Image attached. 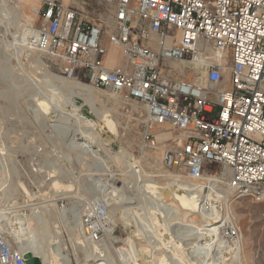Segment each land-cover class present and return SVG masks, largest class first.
I'll return each mask as SVG.
<instances>
[{
	"label": "built area",
	"instance_id": "2783aa9c",
	"mask_svg": "<svg viewBox=\"0 0 264 264\" xmlns=\"http://www.w3.org/2000/svg\"><path fill=\"white\" fill-rule=\"evenodd\" d=\"M35 1L33 49L59 59L65 79L80 77L93 89L143 105L145 147L156 146L154 127L179 133L176 145L161 154L170 180L199 183L205 165L214 164L219 170L205 174L209 183L234 197L264 201V0ZM95 3L109 8L106 35ZM110 49L120 53V67L106 65ZM167 62L192 69L194 83L168 79ZM13 214L6 224L18 228L31 215ZM108 215L103 200L71 217L90 243L105 246ZM220 225L226 245L237 243L239 228L230 221ZM18 245L0 229V264H25Z\"/></svg>",
	"mask_w": 264,
	"mask_h": 264
},
{
	"label": "rangeland",
	"instance_id": "374dc122",
	"mask_svg": "<svg viewBox=\"0 0 264 264\" xmlns=\"http://www.w3.org/2000/svg\"><path fill=\"white\" fill-rule=\"evenodd\" d=\"M37 8L33 0H0V212L18 216L19 213H31L24 208L29 205L37 204L43 208L38 222H30L27 226L23 224L19 228L8 224L20 237L21 244L18 246L28 249L40 259L41 264H63L65 257L69 264H98L103 260L95 262V257L84 250L81 244L83 230L78 231L79 221L71 214L79 216L88 204L106 200L112 195L111 182L106 183L109 175L119 182L130 181L131 177L126 165L117 161L110 162L107 171H103L102 163L95 160L96 157L89 151L106 148L107 151L127 152L132 159L130 156L125 158L137 167V173L141 174L142 168L146 178L160 180L159 184H164L170 180L172 173L162 168L161 154L166 149H172L176 145L173 140L179 141L180 135L167 127H154L152 133L156 137V146L145 147L146 113L143 105L97 89H94V96L89 97L81 85H87L83 78L65 79L59 59L35 51L33 38L30 40L28 37V28L36 25ZM93 8V14H100L107 27L104 29L106 35L111 28V14H107L108 19L105 14L109 8L98 3ZM114 54L118 56V52ZM163 72L168 79L194 83V72L182 64L167 62L163 64ZM102 112L113 120L116 131L109 130L97 118V114ZM76 117L94 124L99 140L89 139L84 128L75 122ZM74 136L77 138L72 139ZM82 145L87 148L81 149ZM218 170L214 164L204 167L205 174H217ZM205 174L199 181L203 185L200 205L205 207L204 214L220 215L218 225L223 221L224 225L232 222L240 230V239L227 246L221 228L214 238L205 240V246L212 247L208 251V257L212 259L207 257L201 262L186 260L184 263L171 261L169 264H264V201L234 197L215 183H209ZM132 189L133 193L138 190ZM151 195H147V199L150 198L145 203L147 206H151ZM172 201L166 198L161 203L166 207L171 206ZM109 210L115 220L112 235L116 240L111 246L105 238L104 255L112 263L120 264L117 250L124 246L123 240L133 234L136 225L131 219L133 226H126V218L122 217L125 214L119 213L115 204L109 206ZM148 216V220L137 218L136 224L142 222L145 226L147 223L146 227L151 229L144 228L143 231L152 232L156 240L161 239L164 244L168 240L167 234L164 231L156 234V228H152L157 224L156 214L148 213ZM182 216L185 223L190 219L201 222L196 214L182 213ZM138 238V251L149 257L148 254L153 251ZM159 248L155 254L162 252Z\"/></svg>",
	"mask_w": 264,
	"mask_h": 264
},
{
	"label": "bare ground",
	"instance_id": "6f19581e",
	"mask_svg": "<svg viewBox=\"0 0 264 264\" xmlns=\"http://www.w3.org/2000/svg\"><path fill=\"white\" fill-rule=\"evenodd\" d=\"M33 1L36 2L35 0H33ZM109 21L110 20H108V22ZM29 28H28V34H29L28 37L31 40L32 38L34 39L33 36H34L35 30L33 29V27L31 25ZM24 39H25V37H24ZM19 50L21 52V49H19ZM24 50H25V48H24ZM78 84H81V83H78ZM81 85L85 87L84 90L86 92V95H88L89 97L94 96V94L96 93V90H94L93 88H91L87 85H84V84H81ZM97 118L101 122H103L105 124V126L108 127L109 130H112V132L117 130V128L114 125L113 120L110 119V117L108 116L107 113H105V112L98 113ZM75 122L77 123V125L84 128L85 132L84 131L83 132L85 133V135L89 139L99 140L98 133L95 131L94 124H91L90 122L85 121L83 119H79L77 117L75 118ZM76 138L77 137L74 136V138H72V139H76ZM177 143H179V142H177ZM81 147H82L81 149H83V150L85 148H87L85 145H82ZM89 153L96 157L95 160H99L102 163V166L104 168L103 171H107L108 164L110 162L117 161V162H120V163L126 165L125 168L128 169L127 173H129V175L131 177L130 181L123 180L122 182H119L118 180H116V178L114 179L113 176L109 175L110 179H107V181H106V183L111 182L110 187L112 188L111 191L109 190L110 194L112 193V195H109V197H106V200H105L107 202L108 206L115 204L119 209L118 210L119 213L125 214L122 217L126 218L124 221L126 226H128V227L133 226V222H135V225H136V227L133 229V234H131L130 236H128L126 239L123 240L124 246H122L120 248V250H117L119 253V255L117 256V260H119L120 264H122V263L123 264H169V263H171V261H178V262L184 263L186 260L187 261L194 260V261H200L201 262L210 255V254H208V251H210L212 247L208 246V245L205 246V244H206L205 240H207V238H210V237L214 238L215 237L214 235L217 234V232L222 228V225L217 224L219 222L218 217L220 215L219 216L218 215L213 216L212 214H210V215L204 214L205 211H203V209H205V207L203 208V205H200L202 203V195H203V191H202L203 185L202 184L191 183V182H182V181L173 180V179L168 180L164 184H159L158 181H160V180L156 181V180H153L152 178H146V175L144 174V172H142V168H141V174L137 173V170H138L137 167H135L134 164H132L129 160H128L129 161L128 162L125 158V157L130 156L129 154H127V152L126 153H124V152L118 153V152H113V151H107L106 148H100V150H96V151L90 150ZM130 157L132 159V156H130ZM149 163L152 164L151 162H149ZM139 166H140V164H139ZM203 177H204V175H203ZM205 177H207V178H205L207 181H210V180H208L207 175H205ZM126 178H127V176H126ZM116 184H118V185L121 184V185L117 187ZM107 185H109V184H107ZM132 188H134V190H135V188L138 189L135 191V193L137 191L138 192L136 194L133 193L132 191H130V189H132ZM149 194L150 195L152 194L151 195L152 199L150 201L151 203H149L151 206H147L145 204V203L149 202V201H147L150 199V198L147 199V195H148V197L150 196ZM213 196H215V195H213ZM166 198L173 200L171 203V206L165 207V204L161 203L163 200L166 201ZM145 199H146V201H145ZM161 199H163V200H161ZM210 199H212V197ZM5 200H7V198ZM214 201H218V200L214 199ZM14 204H16V203H14ZM124 204L127 206H124ZM129 204H134V206H128ZM176 204H177V206L175 207ZM24 208L25 209L28 208L31 211V215L28 218H26V221L24 223V225H26V226L29 225L30 222H34V223L38 222L40 220V215L44 211L43 208H40V206H38L37 204L31 205V206L29 205L28 207H24ZM15 209H17V208H15ZM181 211H184V212H181ZM148 213H155L156 214L157 224H156V227H152V228H156V230H155L156 234H158L160 231H161V233H163V231H164L168 236V240L164 241V244H163L164 248H165V252L155 254L156 251L158 250V248H157V245L152 243V242L154 241L153 239H155L156 237H154V235H152V232H150V231H148L147 233H146V230L143 231L144 228H147L148 230L151 228H148V226L146 227L147 223L146 224L144 223L145 226H143V224L141 222L140 225H142V227H140V225L136 224V221H138L137 218H139V217H141V218L145 217L144 219H147V218L149 219L150 215L148 217H146V215H148ZM182 213L183 214L184 213L196 214L197 216H199L201 218L202 224H199L201 222L197 223L196 221L191 220V219L188 220V222L186 221L187 223L183 222L184 220H183ZM131 219L133 222L131 221ZM6 221H8L6 215L1 214V212H0V229L3 232H5L6 234H8L11 239L15 240L16 242H19L20 237L14 232V230L13 231L11 230L10 225L8 227V223L6 224ZM114 221L115 220L112 219L111 211L109 210V215H108L107 220H106V225H107V231H108L107 241H108V244L111 246L113 245V243H115V240H116V238L112 235L113 231H114L113 226L115 225ZM129 222H131L130 225H128ZM77 229L79 232L82 229L79 222L77 223ZM162 229H163V231H162ZM137 232H139V233H137ZM19 234H21V233H19ZM81 238H82L81 244L83 245L84 250L87 251L91 256L95 257V259H94L95 262L103 260V262L98 263V264H114L109 259H107L105 257V255H104L105 252H104L103 246H100V245H97L94 243H90L87 240V237L85 235L83 237L81 236ZM137 238L142 240L144 242V244L147 243V246H150L155 253L152 254L153 252H151V255L148 254L149 257H147L146 259L144 257L138 258L137 256H139V254H138V248H137V243H136ZM159 241L161 242L162 240L157 239L158 243H159ZM140 245H142V244H140ZM210 245H213V244H210ZM219 245H221V244H219ZM219 245H217V246H219ZM215 248H216V246H215ZM189 250H191V251H189ZM220 251H222V250H220ZM22 252L24 254H27L30 258L38 259L40 262V259L36 256H33L30 252H28V249L23 248ZM146 252H149V251H146ZM226 252L228 253V251H226ZM226 252H223V253L226 254ZM219 253H221V252H219ZM222 256H224V255H222ZM226 256H228V255H226ZM210 257H208V258H210ZM210 259H212V258H210ZM214 260H212V261H214ZM63 261H64L63 264H69L68 263L69 260L67 257H65ZM200 262H198L197 264H200ZM209 263L211 264V262H209ZM219 263H222V262H219ZM40 264H41V262H40ZM42 264H44V263H42ZM47 264H49V263H47ZM51 264H56V263L51 262Z\"/></svg>",
	"mask_w": 264,
	"mask_h": 264
},
{
	"label": "crops",
	"instance_id": "0c3cea01",
	"mask_svg": "<svg viewBox=\"0 0 264 264\" xmlns=\"http://www.w3.org/2000/svg\"><path fill=\"white\" fill-rule=\"evenodd\" d=\"M67 1V0H65ZM111 50H113L112 54H111ZM109 51V56L106 59V65L110 68H115V67H120L121 66V56L120 53L118 51V56L114 54L115 50L111 49ZM224 86L227 85V75H224Z\"/></svg>",
	"mask_w": 264,
	"mask_h": 264
},
{
	"label": "water",
	"instance_id": "95a60500",
	"mask_svg": "<svg viewBox=\"0 0 264 264\" xmlns=\"http://www.w3.org/2000/svg\"><path fill=\"white\" fill-rule=\"evenodd\" d=\"M162 231H163V229H162ZM166 239H167V236H166ZM23 258L25 260V264H40L38 259L30 258L27 254H24Z\"/></svg>",
	"mask_w": 264,
	"mask_h": 264
}]
</instances>
